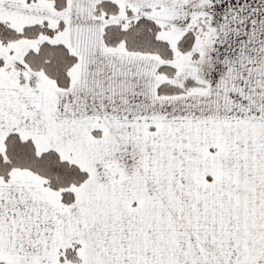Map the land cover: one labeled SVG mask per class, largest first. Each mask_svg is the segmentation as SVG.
Listing matches in <instances>:
<instances>
[{"label": "snow or ice", "instance_id": "6c2138e0", "mask_svg": "<svg viewBox=\"0 0 264 264\" xmlns=\"http://www.w3.org/2000/svg\"><path fill=\"white\" fill-rule=\"evenodd\" d=\"M0 264H264V0H0Z\"/></svg>", "mask_w": 264, "mask_h": 264}]
</instances>
